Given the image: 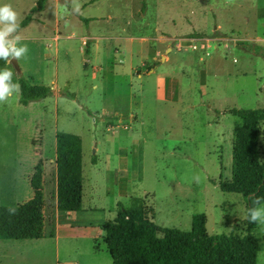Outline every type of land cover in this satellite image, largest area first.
Returning a JSON list of instances; mask_svg holds the SVG:
<instances>
[{"label":"rangeland","instance_id":"1","mask_svg":"<svg viewBox=\"0 0 264 264\" xmlns=\"http://www.w3.org/2000/svg\"><path fill=\"white\" fill-rule=\"evenodd\" d=\"M36 2L0 5L20 22ZM14 35L28 47L20 72L3 59L0 69L52 93L22 105L14 92L0 103V204L32 196L41 161L43 231L55 237L0 240V264H113L100 225L132 197L152 206L160 227L188 230L203 213L209 234L246 233L243 197L218 183L231 178L240 121L228 110L264 108V0H44ZM56 130L81 138L79 211L55 207ZM259 145L264 162V121ZM255 235L264 264V225Z\"/></svg>","mask_w":264,"mask_h":264},{"label":"trees","instance_id":"2","mask_svg":"<svg viewBox=\"0 0 264 264\" xmlns=\"http://www.w3.org/2000/svg\"><path fill=\"white\" fill-rule=\"evenodd\" d=\"M44 0H37L19 22V28L41 10ZM18 28V29H19ZM204 35L201 33L190 36ZM18 102L44 98L52 93L50 86L32 83L19 73ZM167 78H165V82ZM66 95L74 96L67 92ZM240 121L233 126L231 178L218 183L220 190L239 193L245 202V215L258 207L254 199L264 202V162L260 159L259 137L264 121V108H231ZM92 158V162H94ZM55 207L60 212L79 211L82 206V143L79 135L55 132ZM32 196L15 205L0 204V239H37L54 236L53 227L44 233L43 169L37 161L29 176ZM250 197H252L250 199ZM260 203V204H261ZM15 209L12 213L9 210ZM153 208L141 197H132L128 206L118 204L112 220L100 228L113 264H256L260 237L255 235L257 223L246 224L242 236L229 233L209 234L205 215L195 213L188 230L160 227L151 219ZM157 232L162 235L158 236Z\"/></svg>","mask_w":264,"mask_h":264},{"label":"clouds","instance_id":"3","mask_svg":"<svg viewBox=\"0 0 264 264\" xmlns=\"http://www.w3.org/2000/svg\"><path fill=\"white\" fill-rule=\"evenodd\" d=\"M76 10L79 8L77 6ZM19 28L18 13L13 10L11 5H0V59L8 64L13 59L19 62L22 56L28 52L27 45L17 46L21 40L19 35H14ZM13 72L7 68L0 69V103L8 101L14 92L20 91V85L12 82ZM195 179H199L196 177ZM252 197H250L251 199ZM259 198L254 199V204L260 205ZM14 213L15 209H10ZM249 223L264 225V207H253L243 217Z\"/></svg>","mask_w":264,"mask_h":264},{"label":"crops","instance_id":"4","mask_svg":"<svg viewBox=\"0 0 264 264\" xmlns=\"http://www.w3.org/2000/svg\"><path fill=\"white\" fill-rule=\"evenodd\" d=\"M67 37H72V34H68V35H66ZM84 38H86L85 36H82V39H84ZM90 38H92L91 36H90ZM108 38H112V36H109ZM113 38H115V39H126V38H129L130 40H132V39H134V37L133 36H127V35H115V36H113ZM143 37H139V39H142ZM158 38V40H160L161 42L160 43H162V42H164V41H166L169 37H162L161 35L160 36H158L157 37ZM55 42H57V40H55ZM85 45L86 46H88L89 45V42H88V40H86L85 41ZM167 48H170V47H167ZM87 51H88V49H86ZM112 51H113V54L114 53H116V51H117V49L116 48H113V49H111ZM167 50H171V48L170 49H167ZM111 51V52H112ZM162 78H159V76L156 78V85H157V88H158V94H160V91H161V89H159V87H160V83H162L163 81L161 80ZM162 81V82H161ZM164 83H165V81H164ZM93 87H96V85L94 84L93 85ZM55 157V156H54ZM55 237V232H54V236L53 237H50V238H54ZM0 240H4V239H0Z\"/></svg>","mask_w":264,"mask_h":264},{"label":"water","instance_id":"5","mask_svg":"<svg viewBox=\"0 0 264 264\" xmlns=\"http://www.w3.org/2000/svg\"><path fill=\"white\" fill-rule=\"evenodd\" d=\"M167 49H170V48H167ZM11 63L15 66L17 72H20V69H19V67L17 66L16 60L13 59Z\"/></svg>","mask_w":264,"mask_h":264}]
</instances>
